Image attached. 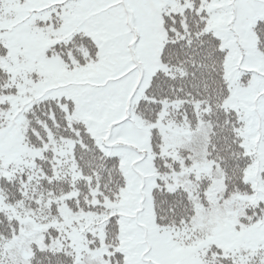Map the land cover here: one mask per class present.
<instances>
[{
  "label": "snow or ice",
  "instance_id": "6c2138e0",
  "mask_svg": "<svg viewBox=\"0 0 264 264\" xmlns=\"http://www.w3.org/2000/svg\"><path fill=\"white\" fill-rule=\"evenodd\" d=\"M0 264H264V0H0Z\"/></svg>",
  "mask_w": 264,
  "mask_h": 264
}]
</instances>
